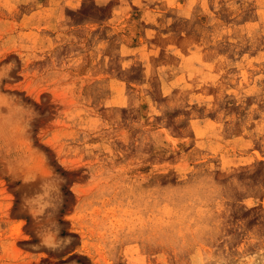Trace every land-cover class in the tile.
<instances>
[{"label":"rangeland","instance_id":"374dc122","mask_svg":"<svg viewBox=\"0 0 264 264\" xmlns=\"http://www.w3.org/2000/svg\"><path fill=\"white\" fill-rule=\"evenodd\" d=\"M0 264H264V0H0Z\"/></svg>","mask_w":264,"mask_h":264}]
</instances>
